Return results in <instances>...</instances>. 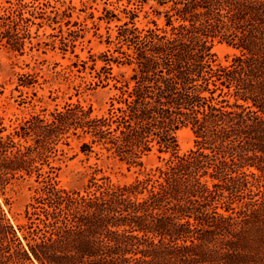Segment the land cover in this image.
Instances as JSON below:
<instances>
[{
	"label": "trees",
	"instance_id": "trees-1",
	"mask_svg": "<svg viewBox=\"0 0 264 264\" xmlns=\"http://www.w3.org/2000/svg\"><path fill=\"white\" fill-rule=\"evenodd\" d=\"M150 1L155 19L143 28L137 7L87 15L94 34L106 25L108 54L99 69L89 57L86 88L111 91L103 114L70 102L11 131L0 117V193L37 185L22 239L0 204V264H264V0ZM35 2L0 0V47L31 51L44 26L36 19L61 33L63 24L67 36L46 37L74 47L83 30L74 7L51 17ZM216 43L236 53L222 62ZM181 129L193 135L184 154ZM73 148L139 169L155 151L158 166L127 184L71 191L57 183L56 162Z\"/></svg>",
	"mask_w": 264,
	"mask_h": 264
},
{
	"label": "rangeland",
	"instance_id": "rangeland-1",
	"mask_svg": "<svg viewBox=\"0 0 264 264\" xmlns=\"http://www.w3.org/2000/svg\"><path fill=\"white\" fill-rule=\"evenodd\" d=\"M26 3L30 0H24ZM142 0H37L34 6H41L45 15L55 16V12H62L67 7H74L71 14V21L80 25V37L74 47H69L66 52L57 38H47L52 34L55 36H67L66 27L61 24L62 33L57 24L48 27L42 20L44 26L38 30V37L32 40L34 48L28 49L23 55H19L7 48L0 47V117L8 131L16 127L22 120L29 118L33 113H40L42 110L52 111L54 108H61L66 103L80 101L89 104L95 114H103L107 109V101L111 91L106 89L86 90L89 81H92L89 57L96 60V69H99L105 59L108 50L106 45V25L99 23L97 35L92 28L91 21L87 15L91 12L98 16L103 8L114 10L138 8L136 26L143 28L150 26L154 20L150 9L152 2H139ZM44 4V5H42ZM115 9H118L115 10ZM38 10V9H37ZM39 12V11H38ZM119 16H123L119 14ZM158 23H160L158 21ZM113 26L110 25L113 34ZM86 27V29H84ZM54 28V30H52ZM76 31L77 27L70 28ZM32 32L37 30L36 26L31 28ZM53 42L50 46V43ZM38 42L49 43V46L36 45ZM212 52L218 60L236 53L235 50L225 44H215ZM80 61L87 62L85 72H77L72 63L80 64ZM81 69V67H79ZM124 69H113L114 74L124 72ZM19 75L32 76L35 83L28 88L20 87ZM1 89V88H0ZM179 154H184L193 148V135L188 129H181L176 133ZM158 156L155 151L143 159V168H128L118 159L105 153L83 155L76 148L69 150L56 162L59 167L57 171V183L67 190H83L90 183H105L109 185H122L132 182L143 173L158 166ZM37 188L33 181H21L13 184L4 192L0 193V204L6 217L17 230L18 236L22 239L26 231L22 227L26 224L24 210L35 194ZM24 242V241H23Z\"/></svg>",
	"mask_w": 264,
	"mask_h": 264
}]
</instances>
